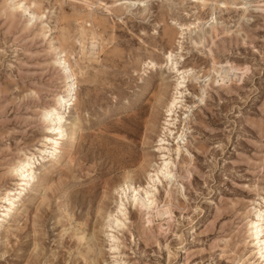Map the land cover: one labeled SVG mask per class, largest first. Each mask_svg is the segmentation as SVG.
I'll list each match as a JSON object with an SVG mask.
<instances>
[{
    "label": "rangeland",
    "instance_id": "obj_1",
    "mask_svg": "<svg viewBox=\"0 0 264 264\" xmlns=\"http://www.w3.org/2000/svg\"><path fill=\"white\" fill-rule=\"evenodd\" d=\"M82 1L25 0L23 13L0 0V193L18 184L21 154L42 161L41 111L64 89L53 47L76 74L78 101L64 117L80 130L73 156L42 173L29 210L4 238L0 229V264H252L245 214L264 197V0H141L128 11L135 0ZM91 33L99 46L85 59L78 42ZM213 63L234 68L230 80L216 82ZM164 160L171 187L161 175L147 186ZM128 172L149 191V209L114 192ZM119 207L120 226L108 229Z\"/></svg>",
    "mask_w": 264,
    "mask_h": 264
},
{
    "label": "bare ground",
    "instance_id": "obj_2",
    "mask_svg": "<svg viewBox=\"0 0 264 264\" xmlns=\"http://www.w3.org/2000/svg\"><path fill=\"white\" fill-rule=\"evenodd\" d=\"M193 2L197 4H201L202 7H206L207 5H209L208 0H193ZM124 3H127V2H124ZM96 4H100V3L98 2ZM117 4L118 3L115 2V4H113V6L111 7L114 10L122 11V9L116 8ZM141 4H142L141 0H135L132 3H130L128 6L126 5L127 7L125 8L124 11H128L129 8H132V7L135 8L136 6H137L136 8H138ZM95 5H91V6L94 8L96 7ZM219 5L226 7L227 3L221 2ZM103 6L105 7V5ZM5 9H8L10 11L12 9L14 10L19 9V10H22L23 13L30 12L29 11L30 8L25 3V0H5ZM106 10L109 13L112 11V10H109V8H106ZM92 14L93 13L90 10L86 16L90 19H94L92 17ZM79 34L81 37H83L85 36V31L81 29ZM98 38L99 36L97 34L91 33L89 42H85V41L78 42L80 45V51L82 54L81 56H83L85 59H88L89 57H93L95 56V54H97V48L99 46ZM53 48H54L55 55H56L55 63L59 67H62V71L64 73V89L60 93H58L59 91L57 92L58 94L54 96L52 105L42 109L41 111V115H40L41 120L43 123L47 124L46 136L44 137V141L42 142L41 147L37 149L38 154L41 157L42 161L40 162L38 161V159H36L35 161V155L33 154H26V153L21 154V157L18 158L16 162L14 163L13 170H12L13 174H15V176L18 178L17 180L18 184H16L13 188L7 191L0 193V229H3V235L1 238H4L6 236L8 232L7 225L10 222V220H12L15 216H18V215L22 216L29 210L30 201L27 203V205H25V201H26V197L28 196V193L36 194L39 191V187L45 185L46 178L42 175V173L43 174L49 173L50 171H52V169L60 165L65 155L68 158H71L73 156L72 151L74 150V147L77 145V140L80 135V130L77 128L79 120L76 118L72 122L68 123L67 119H65L64 117V115L68 114L69 111L76 106L77 101H78V92H77L78 86H77V81H76V74L72 66L68 62L67 54L61 49V47H53ZM171 58H172L171 54H167L166 60L168 61ZM85 62L86 61H84V63ZM153 63L154 61H148L145 65L147 66V68H149L150 66L153 67L154 65ZM216 65H217L216 63H213V68H212L213 72H216V74L219 75V80H217L216 82L224 83L227 79L230 80L229 76H230V73L233 72L234 68H232L231 66L229 68H226L222 65H218L219 67L216 68L217 67ZM172 69L173 70L177 69V67L172 68ZM79 73H82V71L79 70ZM178 80L185 81L186 78L179 77L177 81ZM179 85H181V82H179ZM148 90H150V88ZM162 94L163 92L158 93L156 97L158 102L161 100ZM175 95H182V93L178 92L177 90L175 92ZM176 100H177V97L175 96V97H172L171 100L167 103L166 110H165L166 113H172L174 109H176V106H177ZM165 122L170 124L169 121L167 120ZM163 130H165L163 132L164 135L166 134V132H170L171 134L173 132L169 127H166ZM182 133L183 132H177L176 134H174L177 136L173 137V140L177 139L178 141L180 140L184 141V139L182 138ZM64 137H65L66 142L64 145H62L61 141ZM162 140L163 139H161L160 141ZM180 142L177 143V147L176 149H174L177 155L176 158H178L179 154L181 153L180 152L181 151ZM36 162H38L39 164L38 168H34V166L36 165ZM169 165L170 163L164 160L160 164H158L156 168L152 170V173L149 172L147 174V186L150 185V183L154 180L155 177H157V180H158L159 175H161L163 178L166 179V186L171 187L172 185L171 173L172 172L169 171V167H168ZM133 176H134L133 173L128 172L123 182L115 186L114 192L118 193V195L120 194L123 197L129 194L131 201H133L134 203L136 201L138 202V206H139L138 208H140L141 210L149 209V207L152 205V201L148 199L146 196L150 195V193L149 191L147 192L146 190L140 188V186L137 187L133 185L132 184ZM39 181L41 182L40 185H38L39 187L35 186V184L38 183ZM32 184H34L33 187H31ZM121 207H123L122 204H121ZM121 207L114 210L115 212L113 214H109L107 216L106 227L108 229L111 228L112 230L113 228H118L120 226L121 220H119L118 217H115V214L117 215L119 213V215H122L123 211L120 210ZM154 209H155V218L164 217L165 220L170 218L171 213L169 210H166V209L162 210V208H159V207H156V208L154 207ZM245 215H246V220H247V234L249 235L250 243L254 245L253 250L251 251L252 252L251 259L253 260L252 264H264V258H262L264 257V197L257 196V199L251 200L248 205V211L246 212ZM85 235H82L79 238V240L81 241L85 240L86 239ZM179 246H180L179 249H184L183 247L184 243L180 244Z\"/></svg>",
    "mask_w": 264,
    "mask_h": 264
},
{
    "label": "snow or ice",
    "instance_id": "obj_3",
    "mask_svg": "<svg viewBox=\"0 0 264 264\" xmlns=\"http://www.w3.org/2000/svg\"><path fill=\"white\" fill-rule=\"evenodd\" d=\"M262 258H264V257H262Z\"/></svg>",
    "mask_w": 264,
    "mask_h": 264
}]
</instances>
